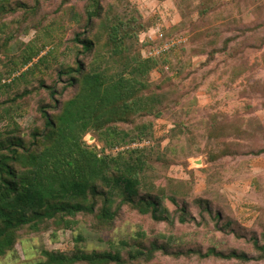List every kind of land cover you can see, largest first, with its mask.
I'll list each match as a JSON object with an SVG mask.
<instances>
[{
    "label": "trees",
    "instance_id": "obj_1",
    "mask_svg": "<svg viewBox=\"0 0 264 264\" xmlns=\"http://www.w3.org/2000/svg\"><path fill=\"white\" fill-rule=\"evenodd\" d=\"M255 2L201 0L199 24L191 23L189 29L194 40L205 39L198 52L209 51L211 58L218 52L228 54L234 81L252 69L245 54L247 48L258 47L252 40L258 38L259 47L264 45V21L244 18ZM68 11L66 22L63 14ZM50 19L65 22L71 32L66 46L71 59L53 65L42 56L39 62L52 74L37 78L33 62L40 50L14 57L9 52L18 34L41 29ZM147 29L131 0H0V54L5 55L0 60L9 66L0 68V256L15 248L22 231L75 230L83 219L104 233L129 211L149 219V225L140 223L135 232L120 233L106 248L93 251L86 249L87 239L80 231L73 249L44 247L45 259L34 264H168L159 255L178 262L264 261V207L260 205L257 228L247 231L237 228L213 197L218 186L230 181L234 161L264 155V123L252 109L248 117L240 112L230 116L205 111V117L176 112L183 84L171 76L157 85L150 81L151 72L167 63L164 56L174 47L151 51L185 33L163 30L153 41H142L140 33ZM17 58L21 60L14 66ZM189 76L200 80L197 73L184 75ZM245 80L246 92L264 95V90L256 91L261 86L251 76ZM199 85L195 82L193 90ZM28 100L35 101V118L23 127L18 116ZM165 116L173 126L157 140L155 120ZM90 133L95 143L86 140ZM250 135L247 143L239 141ZM167 137L170 141L162 148ZM143 140L154 144L132 146ZM197 142L209 164L203 192L195 191L193 179L164 172L184 152L186 159L197 156ZM231 235L247 239L251 248L230 245Z\"/></svg>",
    "mask_w": 264,
    "mask_h": 264
},
{
    "label": "rangeland",
    "instance_id": "obj_2",
    "mask_svg": "<svg viewBox=\"0 0 264 264\" xmlns=\"http://www.w3.org/2000/svg\"><path fill=\"white\" fill-rule=\"evenodd\" d=\"M131 1L139 7L148 26L147 31L140 33L142 41H153L163 30L169 29H171V34L185 33V35H179V39L183 37V40H189L187 44H184L178 41V38H176L177 40L173 39L177 42L172 46L174 47L173 50L164 56L167 59V63L161 64L150 74V81L153 85L161 83L167 76H171L183 84L185 92H182V100L174 108L176 112L182 114L183 112L188 114L196 113L201 116L206 115L205 111L208 113L222 111L230 116L240 112L242 115H247L248 117V112L252 109V111L254 110V114L264 123V95L252 96L245 91L244 86L245 79L251 76L254 81H257V86H261L256 87V91L264 90V45L259 47L261 45L260 39L254 38L251 42L253 45H258V47H251L245 50V54L248 55L249 66H252V69L238 81H234L232 67L229 65L232 59L228 57V54L218 52L211 58L208 53L209 51L198 52L203 47L202 44L205 43V39L202 38L201 41L200 39L194 40V34L189 30L191 23L199 24L202 6L201 0ZM221 1L229 4L233 0ZM69 8L70 6L67 9ZM68 17L69 11L63 14V19L66 22H69ZM244 18L248 22L264 21V0H256L254 6L250 8V11ZM218 21L212 23L219 24ZM64 23L63 21H52L50 19L47 21L46 26L41 29L32 27L25 33L18 34L17 39L11 44L9 55L13 57L16 55L22 56L25 52H30L34 49L40 50L39 55L36 56L33 62L37 63L34 67L33 75L37 78H50L52 74L51 70L47 67L46 63L39 62L42 56H47V61L53 63V65L62 59L65 61L71 59L69 50L66 47L67 39L70 37L71 32L67 30V26ZM182 23L183 27H179ZM73 25L71 22L70 26ZM226 35H230V33H226ZM249 35H251V32ZM163 48H165L164 45L162 49L160 47L151 52L158 53L164 50ZM142 53L147 55V49L143 48ZM0 58L5 59V55L0 54ZM20 60L21 58L15 59L16 63L14 66H17ZM8 67L4 66L0 60V68L8 69ZM27 68L28 66L22 67L20 71ZM187 72L197 73L200 80H196L194 76H189L185 79L184 75ZM19 74L20 72L15 73L9 80ZM195 82H199L200 85L199 88L193 90ZM28 101L24 104L25 110L22 111V115L18 116V122L23 127L30 125L35 118V101ZM207 120L203 118L202 121L207 123ZM172 126L173 121L168 116L156 119L154 125L155 139L158 140L164 137ZM250 137L252 136H245L242 139L240 138L239 141L247 143ZM85 138L88 143H95L96 141V137L92 133L88 134ZM169 141L168 137L164 138L161 141V147L164 148L168 145ZM136 143L138 146H143L151 143L154 144V140H143ZM134 144L132 145L134 146ZM201 146V142L194 144L193 151H196L197 156H190L186 159L184 158L186 155L184 152L177 162L172 163L164 169L166 176L183 180L193 179L196 192L205 191L209 183L207 154L201 152L199 148ZM180 149L183 151L182 147ZM185 159L187 164H185ZM157 167H161V164H157ZM229 171L230 181L218 186L213 192V197L217 200V204L220 205L223 211L235 221L234 225L237 228L247 229V231L256 229V221L259 219L262 211L260 205L264 207V155L242 156L239 160L234 161ZM164 181L165 179H162L158 184L162 185ZM123 217V220L119 221L115 228L104 233L94 231L90 224L83 219L79 222L78 229L75 230L63 227H51L41 232L22 231L17 237L15 248L7 250L4 255L0 256V264L37 263L45 259V255L42 253V248L44 247L50 251H69L74 248L75 238L80 231L87 239L85 243L87 244L86 249L88 251L95 249L103 250L107 247V241L111 238L116 239L122 233L135 232L140 223L149 225V219L133 212L125 211ZM157 228L169 230L166 225H158ZM217 238L220 240L221 234ZM227 242L232 246L251 248V243L247 239H236L232 235L228 236ZM159 260L168 264H237L234 262L223 263L221 260L216 261L213 258L203 261L188 260L178 262L164 255H159ZM250 264H264V261Z\"/></svg>",
    "mask_w": 264,
    "mask_h": 264
},
{
    "label": "built area",
    "instance_id": "obj_3",
    "mask_svg": "<svg viewBox=\"0 0 264 264\" xmlns=\"http://www.w3.org/2000/svg\"><path fill=\"white\" fill-rule=\"evenodd\" d=\"M176 40H177V39H176ZM178 41L182 42L183 39H182V38H180V39L178 38ZM176 42H177V41H175V40H172V41L167 42V43L164 45L165 48H163V49H167V48H170V47L174 46V45L176 44ZM132 146H133V145H132ZM135 146H138L137 143L134 144V147H135Z\"/></svg>",
    "mask_w": 264,
    "mask_h": 264
}]
</instances>
